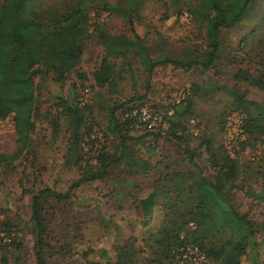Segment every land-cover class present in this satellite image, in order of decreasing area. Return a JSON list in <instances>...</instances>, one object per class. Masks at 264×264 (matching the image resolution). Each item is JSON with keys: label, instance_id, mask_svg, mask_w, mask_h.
<instances>
[{"label": "rangeland", "instance_id": "rangeland-1", "mask_svg": "<svg viewBox=\"0 0 264 264\" xmlns=\"http://www.w3.org/2000/svg\"><path fill=\"white\" fill-rule=\"evenodd\" d=\"M141 1L132 18L133 27L148 45L152 58L169 55L201 60L206 48L205 25L188 10L187 3L181 1L171 7L168 0ZM94 19L98 22L96 33L87 39L78 63L62 82L54 80L52 73L43 80L34 75L39 85L36 106L40 117L30 134V145L19 158L0 163V218L9 219L14 230L11 236H15L14 242L0 246V264H35L26 189L47 185L65 191L83 171L91 169L92 163L85 160L96 156L95 149L118 151V138L108 125V108L114 102L142 104L135 108H143L149 117L131 131L138 138L129 142L125 156L110 166L104 180L82 184L67 201L46 199L43 212L50 244L47 264H114L120 250L134 252L135 264H151L154 254L147 239L162 219L172 216L177 197L172 182L164 176L187 166L184 146L196 150V164L204 176L213 179L204 139L210 141L212 152L226 146L240 186L230 192L231 202L255 221L260 228L258 234L264 236V204L253 201L245 191L260 189L264 136L249 135L244 127L247 117L264 116V88L247 85L234 76L239 69L255 73L262 61L264 0H257L246 19L222 31L221 54L207 69L199 63L187 70L165 63L155 66L148 77L141 59L130 52L127 63L122 57L109 58L115 73L108 82L103 81L104 72L100 71L105 52L99 32L132 35L119 14L101 11L91 19L92 24ZM89 28L92 30V26ZM244 51L253 59L244 56ZM131 98L134 101H129ZM61 100L79 104L68 114L62 110ZM169 123L184 126L187 140L178 144L165 135ZM148 124L154 133L161 132L160 137H139ZM76 135L82 140L67 153L69 141ZM15 138L11 120L0 122V153L12 152ZM128 158L143 161L141 167L129 165ZM155 188L161 194L145 227L143 212L136 204ZM0 236L8 238L4 233ZM17 243L20 249L15 247ZM195 246L181 245L173 251L174 264H210L195 259ZM260 250L264 259V245ZM156 264H169V260ZM240 264L248 262L242 258Z\"/></svg>", "mask_w": 264, "mask_h": 264}, {"label": "trees", "instance_id": "trees-1", "mask_svg": "<svg viewBox=\"0 0 264 264\" xmlns=\"http://www.w3.org/2000/svg\"><path fill=\"white\" fill-rule=\"evenodd\" d=\"M188 4L198 17L200 24L205 25L206 48L201 60L176 58L162 55L150 56V49L143 38L133 27V16L140 7L141 0H2L0 2V122L11 120L15 133V149L10 153H0V163L7 164L10 160L25 154L30 145V134L40 117L36 91L39 87L34 75L45 79L52 73L53 79L62 82L75 68L83 53L87 39L92 38L98 27L97 20L101 11L121 15L127 23L132 36L118 33L110 36L99 32L105 54L100 71L104 72L103 81L108 82L114 76V68L109 58H124L128 62V54L134 52L146 67L148 77L157 65L171 63L185 70L197 63L207 69L219 58L222 48V31L232 29L240 21L246 19L257 0H168V6L180 2ZM93 11V15H91ZM92 26V30H90ZM254 28L253 30H255ZM250 60L252 56L242 53ZM262 61L253 73L248 69H239L234 76L242 78L247 85L264 88V46ZM87 93V92H86ZM85 94V92H84ZM129 101H134L131 98ZM62 110L72 114L76 108L74 101L61 100ZM134 102H114L108 109V125L118 138V151L108 153L102 147L91 160H85L91 169L82 172L73 180L65 191H58L44 185L38 189H26L30 198V220L33 226L34 241L32 245L35 264H47L46 253L50 244L49 234L44 216V203L47 198L55 201H67L75 190L84 183L104 180L109 168L118 163L128 150L129 142L137 139L131 131L137 128L135 116L128 114L133 108L141 106ZM139 109V107H138ZM139 124V123H138ZM246 133L255 137L264 136V116H250L244 122ZM165 135L181 144L186 139V128L177 123H169ZM90 131V128L88 132ZM139 137L152 136L157 139L161 132L153 129L144 130ZM80 136L70 139L66 152L76 148ZM240 144L242 140L238 141ZM209 163L213 167V179L202 173L196 164V150L184 146L182 153L187 159L184 169H173L165 173L164 179L172 182L177 194L170 218H164L160 226L148 237L149 247L154 257L151 264L168 258L174 264L173 251L188 244L196 245L206 260L218 264H240L245 258L248 264H264L261 246L264 236L258 234L259 226L255 221L241 213L232 204L230 192L240 189L235 179L234 160L223 146L218 153L210 149V141L203 140ZM225 145V144H224ZM82 151V148H80ZM25 150V151H23ZM24 152V153H23ZM82 157V154H81ZM83 159V157H82ZM94 161V162H92ZM129 165L141 167L143 161L128 158ZM95 168L97 170H95ZM250 192L252 200L264 204V172L260 189ZM160 191L155 188L145 197L138 199L137 207L144 215V226L147 227L152 210ZM13 224L9 219L0 218V246L14 242ZM20 249V244L15 245ZM134 252L117 251L114 264H135Z\"/></svg>", "mask_w": 264, "mask_h": 264}, {"label": "built area", "instance_id": "built-area-1", "mask_svg": "<svg viewBox=\"0 0 264 264\" xmlns=\"http://www.w3.org/2000/svg\"><path fill=\"white\" fill-rule=\"evenodd\" d=\"M177 101H179V100H177ZM128 114L135 116V119L139 123V124L138 123L135 124L136 127L140 125L141 120H146V116L149 117V114H147V112L145 110H143V108H139V109L133 108ZM146 126L148 127V129L151 128V124H148ZM193 251L196 254L195 259L198 262H204L205 263L206 258L204 257V254L201 253L196 246L193 248Z\"/></svg>", "mask_w": 264, "mask_h": 264}]
</instances>
